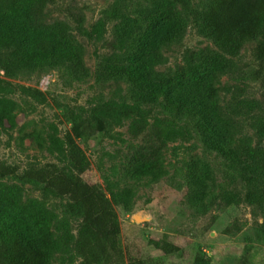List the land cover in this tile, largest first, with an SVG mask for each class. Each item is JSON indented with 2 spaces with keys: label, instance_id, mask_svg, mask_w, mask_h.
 Instances as JSON below:
<instances>
[{
  "label": "trees",
  "instance_id": "1",
  "mask_svg": "<svg viewBox=\"0 0 264 264\" xmlns=\"http://www.w3.org/2000/svg\"><path fill=\"white\" fill-rule=\"evenodd\" d=\"M45 5L46 0H0V70L7 78L30 72L42 74L60 66H68L76 75L85 71L82 47L65 26L59 22L41 24ZM189 7V0H155L144 14V27L133 50L123 58L113 55L100 66L98 75L124 80L131 86L132 104L106 101L69 112L66 119L70 129L61 139L56 127L50 133H27L19 127V139L28 146L54 154L53 146L57 145L66 166L49 163L19 171L0 161V264H52L60 254L63 264L75 259L79 264H150L124 255L119 222L110 201L96 184L81 178L90 164L79 143L87 144L95 135L125 121L134 138L143 132L150 136L148 145L132 154L128 168L132 178L156 180L165 174L162 152L168 143L188 133L187 126L178 123L184 120L194 123L207 149L239 168L238 174L248 185V199L254 197L251 190L257 186L264 191V115L253 122L262 147L243 155L244 149L233 146L234 121L223 112L217 86L228 69L226 57L237 56L246 43L257 41V66L249 71L248 79L259 84L264 105V0H208L196 20L199 34L214 48L186 50L178 69L159 73L156 68L164 60L161 48L182 40L189 23L184 12ZM111 17L118 19L120 26L115 27V38L106 46L123 53L126 31L133 21L118 8L113 9ZM77 28L90 40H102V20L91 31L85 30L80 21ZM13 93L15 88L0 80V131H13L20 124L19 106L10 97ZM153 105H160L171 117L150 116L147 107ZM185 170L192 199L206 198L213 179L208 163L194 156ZM8 179L16 182L9 183ZM254 180L260 184L249 189ZM25 184L38 188L43 197L65 198L66 214L80 219L76 234L65 222L59 228L56 214L42 200L25 198ZM132 195L130 189L121 191L124 208Z\"/></svg>",
  "mask_w": 264,
  "mask_h": 264
},
{
  "label": "rangeland",
  "instance_id": "2",
  "mask_svg": "<svg viewBox=\"0 0 264 264\" xmlns=\"http://www.w3.org/2000/svg\"><path fill=\"white\" fill-rule=\"evenodd\" d=\"M154 1L46 0L41 24L49 26L59 22L65 26L82 47L85 71L76 75L68 66H60L42 74L30 72L7 78L0 70V80L15 88L10 97L18 104L21 114L15 130L0 131V161L19 171L49 163L65 167L66 161L59 155L57 145L53 146L54 154L28 146L19 139V127L23 126L27 133H50L56 127L61 139L70 129L67 113L106 101L134 102L131 86L126 81L103 78L98 75L99 68L113 55L123 58L133 50L144 27V14ZM207 3L208 0H189L190 7L184 12L189 20L185 34L180 42L161 48L164 60L157 66V72L178 69L186 50L214 48L199 34L196 20ZM114 8L133 21L126 31L123 53L106 46L115 38V27L120 26V21L111 17ZM99 20L104 23L101 41L78 33V21L85 30L91 31ZM256 44L257 41H249L237 56L226 57L228 69L217 82L223 112L234 121L233 146L244 149L243 155L250 150L259 151L263 145L253 128L254 120L264 115L262 89L248 79L249 71L257 66ZM147 108L150 116L171 117L160 105ZM178 123L185 124L188 133L167 144L162 152L165 174L156 180L135 179L128 173L133 152L148 145L150 137L148 132H143L134 138L128 132V121L105 129L87 144L79 143L90 164L81 178L85 183L96 184L110 201L119 222L124 255L150 264H264V191L261 186L251 190L254 197L248 199V185L238 174L239 168L231 167L226 158L207 149L193 122ZM194 156L208 163L213 175L211 190L201 201L192 199L186 178L185 167ZM7 182L16 181L8 179ZM253 184L260 183L252 181L249 189ZM23 187L25 198L42 200L59 219L58 227L65 222L70 232L76 234L80 219L66 214L65 198L43 197L42 192L30 184ZM123 189L133 193L127 208L120 199ZM168 249L171 252L168 253ZM60 257L61 254L56 255L52 264H63ZM64 264L79 262L75 259L73 263Z\"/></svg>",
  "mask_w": 264,
  "mask_h": 264
}]
</instances>
